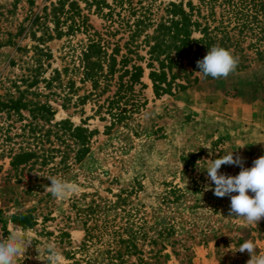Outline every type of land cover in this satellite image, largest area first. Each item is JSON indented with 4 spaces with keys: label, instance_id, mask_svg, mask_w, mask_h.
<instances>
[{
    "label": "rangeland",
    "instance_id": "rangeland-1",
    "mask_svg": "<svg viewBox=\"0 0 264 264\" xmlns=\"http://www.w3.org/2000/svg\"><path fill=\"white\" fill-rule=\"evenodd\" d=\"M55 1L0 0V237L20 231L33 238L15 264H47L48 243L64 264L109 258L130 264L139 257L146 264H248L247 251L235 252L246 240L264 252V219L248 224L230 216L231 197L214 195L206 169L198 168L234 152L243 165H222L219 173L236 176L264 156V45L262 58L255 47L246 50L245 69L226 78L199 74L198 82L172 94L155 95L145 69V87H133L137 110L108 128L104 99L116 85L101 82L96 91L102 96L90 94L82 61L87 37L56 36L44 16ZM76 1L106 33L105 21ZM161 1L170 0L156 4ZM36 15L41 18L32 22ZM121 36L122 44L126 35L106 37ZM62 120L90 131L80 160L77 139ZM24 151L28 160H16ZM50 177L78 190L55 198L47 190ZM18 214L34 222L15 225L11 217ZM130 236L142 254L119 241Z\"/></svg>",
    "mask_w": 264,
    "mask_h": 264
},
{
    "label": "trees",
    "instance_id": "trees-1",
    "mask_svg": "<svg viewBox=\"0 0 264 264\" xmlns=\"http://www.w3.org/2000/svg\"><path fill=\"white\" fill-rule=\"evenodd\" d=\"M156 1L83 0L87 11L105 21L106 33L94 28L76 0H56L51 3L50 12L44 13L54 24L53 32L57 37L71 32L86 35L88 42L82 61L85 77L90 80L94 91L90 92L92 96H102L96 91L101 82L108 85L114 81L115 91L104 99L107 103L105 114L111 119L108 128L137 110L140 97L133 87H145L142 81L145 69L155 95L172 94L173 91L187 89L191 82H198L200 76L212 78L200 72L197 62L214 45L229 49L238 57L235 71L247 67L250 56L246 50L249 48L255 47V54L263 57L260 47L264 45V0H197V3L193 0H170L161 1L158 5ZM157 12L162 14L157 16ZM40 18L36 15L32 22ZM61 26H66V30ZM117 33L126 35L122 44V36L116 40L106 37ZM247 40L248 44L243 46ZM139 50H145L147 57ZM123 99L133 101L127 106V103H122ZM101 107L98 105V109ZM61 124L71 127L72 137L78 143L75 159L80 160L88 152L86 133L90 134V131L82 126H73L67 120H62ZM29 156L30 153L24 151L16 156V160L24 162ZM98 206L94 204V207ZM11 218L15 225L34 222L28 214L12 215ZM85 237H91L88 229H85ZM134 238L130 236L119 241L124 243L126 251L142 254L137 250ZM125 263L122 258L120 261L109 258L104 264ZM130 264L146 262L139 257Z\"/></svg>",
    "mask_w": 264,
    "mask_h": 264
},
{
    "label": "clouds",
    "instance_id": "clouds-1",
    "mask_svg": "<svg viewBox=\"0 0 264 264\" xmlns=\"http://www.w3.org/2000/svg\"><path fill=\"white\" fill-rule=\"evenodd\" d=\"M238 63V57H235L231 50L214 45L197 65L205 76L226 78L236 70ZM207 161H210L207 167H198L200 161L197 162V167L206 169L208 179L215 185L214 195L221 198L231 197L230 216L243 218L248 224H258L264 219V156L256 159L251 168L242 167L236 176L219 173L222 165H243L242 159L235 157L234 152ZM48 179L51 180V186H48L47 190L55 198H66L78 190L76 185L55 177ZM206 190H211V185L207 186ZM250 192L254 195H250ZM32 241L31 236L20 231L10 232L7 238L0 237V264H15L17 258L25 254L28 247L33 244ZM45 247L47 260L44 261H47V264H64L65 258L54 244L48 243ZM257 250L258 246L253 240H246L235 252L247 251L251 256L248 264H264V252ZM37 251L40 255L39 248Z\"/></svg>",
    "mask_w": 264,
    "mask_h": 264
}]
</instances>
